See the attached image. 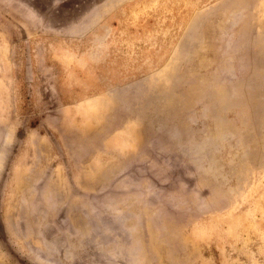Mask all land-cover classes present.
<instances>
[{"label":"rangeland","instance_id":"374dc122","mask_svg":"<svg viewBox=\"0 0 264 264\" xmlns=\"http://www.w3.org/2000/svg\"><path fill=\"white\" fill-rule=\"evenodd\" d=\"M0 264H264V0H0Z\"/></svg>","mask_w":264,"mask_h":264}]
</instances>
